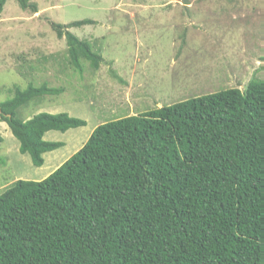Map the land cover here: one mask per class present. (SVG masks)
I'll return each instance as SVG.
<instances>
[{
  "label": "trees",
  "instance_id": "16d2710c",
  "mask_svg": "<svg viewBox=\"0 0 264 264\" xmlns=\"http://www.w3.org/2000/svg\"><path fill=\"white\" fill-rule=\"evenodd\" d=\"M96 23H51L79 72L104 57L69 29ZM62 92L29 85L0 102L36 167L65 146L47 133L87 125L66 112L19 116ZM0 264H264V81L104 123L46 179L16 181L0 195Z\"/></svg>",
  "mask_w": 264,
  "mask_h": 264
},
{
  "label": "rangeland",
  "instance_id": "374dc122",
  "mask_svg": "<svg viewBox=\"0 0 264 264\" xmlns=\"http://www.w3.org/2000/svg\"><path fill=\"white\" fill-rule=\"evenodd\" d=\"M170 1L181 0H31L39 8L34 14L17 0H7L0 16V102L13 97L17 88L47 83L63 92L27 103L19 116L28 120L42 112H66L87 125L47 133L46 140L65 146L45 154V164L36 167L20 152L8 124L0 122V195L18 180L49 177L104 123L228 89L243 90L254 79L264 81V0H241L239 9L226 10L228 21H221L226 29L211 25L222 44L216 51L211 38L192 42L193 49L205 53L196 54L189 66L179 59L175 65L182 44L177 23H142L134 15L144 10L129 7ZM82 20L97 23L69 31L89 42L104 62L94 69L85 61L79 72L70 63L66 39L58 37L51 23ZM209 28L203 31L206 37Z\"/></svg>",
  "mask_w": 264,
  "mask_h": 264
},
{
  "label": "crops",
  "instance_id": "0c3cea01",
  "mask_svg": "<svg viewBox=\"0 0 264 264\" xmlns=\"http://www.w3.org/2000/svg\"><path fill=\"white\" fill-rule=\"evenodd\" d=\"M241 0H181L160 2L158 5H144L142 3L133 4L130 9H143L144 14L134 15L139 16L142 23H146L147 20H161V24L168 22H174L178 24V44H181L178 58H176V64L178 59L185 60L189 66L192 60L195 59L196 54L205 53L203 49L195 50L192 48V42L204 41L206 38H211L215 41V48L217 51L218 45L222 42L217 38L214 30V25L217 23L218 31L225 30L226 10L240 8ZM228 6L224 9V6ZM225 20L223 26L221 21ZM209 28V35L203 32ZM179 61V62H180ZM229 61H226L229 64Z\"/></svg>",
  "mask_w": 264,
  "mask_h": 264
},
{
  "label": "water",
  "instance_id": "95a60500",
  "mask_svg": "<svg viewBox=\"0 0 264 264\" xmlns=\"http://www.w3.org/2000/svg\"><path fill=\"white\" fill-rule=\"evenodd\" d=\"M249 86H247L245 89L248 90Z\"/></svg>",
  "mask_w": 264,
  "mask_h": 264
}]
</instances>
